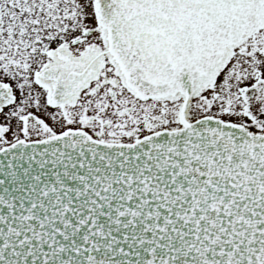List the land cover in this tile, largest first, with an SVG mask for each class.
Returning a JSON list of instances; mask_svg holds the SVG:
<instances>
[{
    "label": "snow or ice",
    "instance_id": "6c2138e0",
    "mask_svg": "<svg viewBox=\"0 0 264 264\" xmlns=\"http://www.w3.org/2000/svg\"><path fill=\"white\" fill-rule=\"evenodd\" d=\"M0 264H264V0H0Z\"/></svg>",
    "mask_w": 264,
    "mask_h": 264
}]
</instances>
